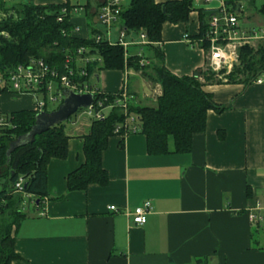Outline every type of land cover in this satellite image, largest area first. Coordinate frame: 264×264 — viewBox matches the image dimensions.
Instances as JSON below:
<instances>
[{
	"label": "crops",
	"instance_id": "crops-1",
	"mask_svg": "<svg viewBox=\"0 0 264 264\" xmlns=\"http://www.w3.org/2000/svg\"><path fill=\"white\" fill-rule=\"evenodd\" d=\"M68 1L78 8L70 18L80 28L77 35L86 36L84 5L90 3L92 14L103 0ZM193 2L196 9L188 21L164 22L161 41L153 43L163 53L164 66L176 76L205 69V50L194 38L199 32L198 10L211 13L224 5L223 0ZM125 41L128 56L140 54L145 64L154 60L153 50L140 43L138 34H128ZM96 73L92 87L115 93L125 86L135 103L154 106L161 93L159 84L138 69ZM202 88L225 108L207 110L205 129L193 134L191 149L174 152L169 136L167 152L152 155L143 134L112 135L101 155L108 175L105 186L67 190V174L84 162L83 136L92 117L78 110L63 123L67 155L47 164L42 206L35 207L30 197L23 199L26 216L12 230L14 251L21 258L15 263L194 264L196 258L206 257L208 264H264V228L251 223L247 212L264 197V83H205ZM0 101L2 113L33 110L29 94H4ZM143 201L152 209L144 224L135 225L128 211ZM110 205L116 210H109Z\"/></svg>",
	"mask_w": 264,
	"mask_h": 264
},
{
	"label": "trees",
	"instance_id": "trees-1",
	"mask_svg": "<svg viewBox=\"0 0 264 264\" xmlns=\"http://www.w3.org/2000/svg\"><path fill=\"white\" fill-rule=\"evenodd\" d=\"M246 3L254 7L255 0H246ZM223 4L239 17L237 9L241 6L240 0H223ZM101 5L103 1L97 7ZM73 6L68 0L60 4L45 5L26 0H0V13L5 14L0 18V72L6 74L16 65L27 63L30 58L39 59L48 68L60 73L66 72V59L69 58L67 66L76 73L71 78L87 84L96 71H122L125 66L141 70L145 76L158 83L161 89L154 106L141 105L131 99L127 103V114L137 116V132L145 136L149 154L166 153L169 136L173 139L174 152H188L193 134L205 129L207 110L220 112L225 108L215 104L212 95L203 90L205 83H238L246 86L264 72V41L257 43L255 47L241 46L238 49V64H234L228 73H222L223 78H218L207 70L176 76L164 66L163 53L153 43L161 41V25L164 22L177 24L188 21L190 12L196 9L193 0H169L161 3L154 0H128L122 7L118 27L125 29L126 36L130 33L138 36L140 33L144 34L147 40L145 46L154 53L155 62L151 66L149 63L140 64L141 56H125L126 49L119 43L109 44L105 40L95 42L94 36L99 31L93 26L94 14L88 12L89 2L84 5L86 36L74 33L76 25L70 20ZM63 8L66 10L64 15L61 12ZM255 10L264 16V2ZM211 13L198 10L199 32L194 38L204 49L208 46L204 37ZM61 14L62 20L58 21L57 17ZM1 33H5V36ZM80 47L87 48L100 58V61L93 60L86 64L85 76L77 73L76 58ZM148 66L151 73H147ZM121 92L122 89L115 93H105L96 88L92 98L93 105L96 106L99 102L103 106L107 105ZM1 94L11 93L0 86ZM35 113L32 109L3 113L8 117L10 126L0 130V181H4L0 192V264H16L21 259L14 251L12 230L18 227L26 214L21 209L22 194L13 193L14 183L19 177L23 178V193L33 199L35 207L42 206L47 196V164L51 159H64L67 155L68 137L61 123L36 134L30 143L15 148L6 156L9 144L30 131ZM127 114L120 107L114 106L104 118L91 120L88 132L83 136L84 162L67 174V190L85 191L90 184L105 186L108 183L101 155L107 146V139L116 135L113 133L114 127L124 122ZM168 264L175 263L169 261ZM194 264H208V259L196 258Z\"/></svg>",
	"mask_w": 264,
	"mask_h": 264
},
{
	"label": "built area",
	"instance_id": "built-area-1",
	"mask_svg": "<svg viewBox=\"0 0 264 264\" xmlns=\"http://www.w3.org/2000/svg\"><path fill=\"white\" fill-rule=\"evenodd\" d=\"M124 0H103V5L98 7L94 12L93 22L104 28L94 36L95 42L105 40L109 44L119 43L126 49L127 42L125 41L126 32L124 28L118 27V16ZM78 8H73L72 13H76ZM63 15L66 10H61ZM62 14L57 17L58 21L62 20ZM5 14H1L4 17ZM0 17V18H1ZM115 27L117 39L112 40L111 28ZM80 31L78 26L73 28V32ZM5 36V33H1ZM140 43L147 44L146 37L143 33L139 34ZM204 39L208 42L205 50V67L214 72L228 73L238 60V49L241 46L248 45L255 47L257 43L264 41V25L263 26H243L240 24L238 16L228 10L224 5L212 11L205 30ZM77 73L80 76L86 75L84 69L86 64L93 60L100 61L96 53H91L85 47H80L77 50ZM127 53L125 52V56ZM137 56H140L137 55ZM70 59H66L65 73H60L55 69L48 68L43 61L30 58L25 64H18L14 68L7 71L6 74L0 72V86L5 87L11 95L29 94L33 98V110L36 112L46 111L45 97L49 95V101L52 104H59L62 100V91L70 89L77 94H92L96 92V88L87 83H81L77 78H71L74 70L67 66ZM140 64H145L141 61ZM205 70V69H204ZM264 72L260 73L252 84H263ZM122 92L113 102L102 105L99 102L96 106L93 105V99L89 106L82 108L84 112L92 117V119H102L106 116L104 110L118 106L124 114H127V103L131 96L125 91V86L121 87ZM39 96H42L39 99ZM10 126L8 117L3 113L0 114V130ZM139 129V122L136 115L128 113L124 122L117 124L114 127L113 133L124 136L130 133H136ZM121 130L123 132H121ZM23 178L19 177L13 185V193H20L23 197H29L22 191ZM109 210L115 211L114 205L108 207ZM152 206L149 201H143L140 205L135 206L128 211L132 222L135 225H142L146 221V216L151 212ZM248 219L251 223L264 228V197L261 200L255 201L254 205L248 211Z\"/></svg>",
	"mask_w": 264,
	"mask_h": 264
},
{
	"label": "water",
	"instance_id": "water-1",
	"mask_svg": "<svg viewBox=\"0 0 264 264\" xmlns=\"http://www.w3.org/2000/svg\"><path fill=\"white\" fill-rule=\"evenodd\" d=\"M92 102V94H77L70 89L62 91V100L52 111L36 112L34 115V124L30 131L23 136L17 137L9 144L6 150V156L17 147L30 143L36 134L45 132L48 128L64 123L71 115L82 108H86ZM4 181H0V192ZM37 202V200H36Z\"/></svg>",
	"mask_w": 264,
	"mask_h": 264
},
{
	"label": "rangeland",
	"instance_id": "rangeland-1",
	"mask_svg": "<svg viewBox=\"0 0 264 264\" xmlns=\"http://www.w3.org/2000/svg\"><path fill=\"white\" fill-rule=\"evenodd\" d=\"M26 1H32L33 3L35 2V0H26ZM263 2H264V0H255L254 7H252V6L247 5L246 0H240V4H242V7H241L242 9H241V12H240L239 17H238V19L240 21V24L243 25V26H263L264 25V16H262L260 13H257V11L255 10V8L260 7V5ZM127 3H128V0H124L122 2V5H126ZM0 17H1V13H0ZM95 25H96L97 29H99L100 31H103L104 30V28L101 27L100 25H98L97 23H95ZM117 33L118 32L115 31V27H112L111 28V38H112V40H116L117 39ZM144 45H146V44H144ZM127 51L130 54L131 53L130 51H132V48L131 47L129 49L127 48ZM147 51H148V49L146 47H144V52L145 53L143 55H146V56L149 55V52H147ZM152 62H155V61H152L151 59H149L147 63H149V65L151 66ZM236 64H238V60H237V63ZM150 66L147 67V73H151ZM126 67L127 68H133V67L125 66L123 68V70ZM206 70L208 72H212L218 78H223L224 77V74H221V72H218L217 73V72L211 71L210 69H208L207 67H205V70L204 71H206ZM93 74H97V73L94 72ZM88 83L90 85H96V81H95V79L93 78L92 75L89 78ZM1 95H4V94H1ZM48 97H49V95L47 94L46 97H45L46 111H52L53 109H55L58 106V104L57 103L56 104H52V102L49 101V98ZM41 98H42V96H39V99H41ZM145 104L147 105V103H145ZM145 104L143 103V105H145ZM0 108H1V101H0ZM108 111L109 110L106 109V110H104V113L107 114ZM80 112H81V110H80ZM75 114H78V111L75 112L70 117H74ZM83 114L88 116V114L86 112H84ZM66 122L67 121H65L64 123H66ZM23 199H25V197H23ZM23 199H22L21 205L22 206L24 205V207H26L27 200L24 201Z\"/></svg>",
	"mask_w": 264,
	"mask_h": 264
}]
</instances>
